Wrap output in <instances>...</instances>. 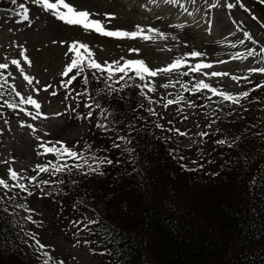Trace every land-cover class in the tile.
I'll list each match as a JSON object with an SVG mask.
<instances>
[{
	"label": "trees",
	"instance_id": "16d2710c",
	"mask_svg": "<svg viewBox=\"0 0 264 264\" xmlns=\"http://www.w3.org/2000/svg\"><path fill=\"white\" fill-rule=\"evenodd\" d=\"M20 3L25 0H18L17 4L12 0H0V17L19 16ZM26 6L29 10L33 7L29 2ZM261 9L264 10V6ZM0 72L7 77L3 70ZM75 73L76 70L72 75ZM85 74L89 77L87 91L91 95L74 100L72 97L76 92L84 90ZM97 76L101 77L99 81L92 77V70L85 68V73L68 89L76 91L67 99L63 87L62 98L74 111L67 114L61 132L65 136L88 124L78 140L66 145L82 151L86 157L93 154L108 156L113 163L101 168L103 175H82L75 169L70 174H60L56 179L65 183L44 186L46 195L32 187L34 194L25 202L33 210L36 224L24 219L27 213L15 208L13 202L0 204V264H42L43 257L38 259L36 251L29 247L32 241L26 232L37 234L39 241L48 246L54 261L63 260L67 264L51 249L48 236L40 230L41 220H46L50 231L69 242L85 245V239L92 241L91 245L85 246L98 264H264V88L253 90L257 84H264V79L247 81L238 95L229 93L218 83L212 84L236 96H241L244 91L250 93L247 98L241 96L239 105H233L222 102L219 97L210 101L207 96L211 93L207 92L194 97L184 92L181 84L164 89L149 77L156 91L149 92L147 88L144 91L153 101H159L150 104L136 87L143 81L135 78V73L129 72L133 79L126 78L119 84L108 81L112 88L106 86L100 73ZM179 79L190 86L200 80L193 76ZM125 82L130 86L124 87ZM0 91L4 93L0 97L1 129L6 125L5 120L9 122L19 113V109L13 111L3 102L21 105L12 96L8 78ZM177 95L203 105L194 109L195 119L198 130L209 135L200 137L196 148L179 149L174 144L172 132L167 131L170 123L162 116L166 100L161 97L174 99ZM93 98L100 103L101 109L107 108L111 112L104 122L112 125V121H116L112 127L119 129L117 135L131 133L130 145L122 144L121 149L111 147L112 131L105 134L96 127L97 121L102 119L99 116L101 109L85 106L84 101L93 103ZM184 105L187 104L167 108ZM148 108L155 109L158 115L152 116ZM89 111L93 112L91 120L78 118ZM209 123L212 124L210 128L207 127ZM157 124L163 125V129L157 128ZM220 139L228 141L231 147L217 144ZM124 148L133 151L130 154ZM180 156L185 159L181 161ZM49 159L55 160V157L38 155L37 164H45ZM193 160L203 163V167H199V163L193 164ZM181 164L194 170H185ZM25 174L37 173L29 170ZM253 178L258 182L256 185L251 184ZM38 179L51 177L45 173ZM23 197L21 193L15 203L21 202ZM99 202L103 211L98 209ZM5 207L7 212L3 210ZM90 209L97 212L96 218L109 226L115 241L107 245L109 254H98L104 249L102 243H97L100 236L85 232L74 235L77 229L71 221L81 218ZM39 211L45 213V219L39 217ZM93 227L97 232L101 231L98 225Z\"/></svg>",
	"mask_w": 264,
	"mask_h": 264
},
{
	"label": "rangeland",
	"instance_id": "374dc122",
	"mask_svg": "<svg viewBox=\"0 0 264 264\" xmlns=\"http://www.w3.org/2000/svg\"><path fill=\"white\" fill-rule=\"evenodd\" d=\"M28 2L33 6L29 11L30 24L19 16L0 17V63L9 64V68L3 71L7 75L12 96L20 102V97L15 94L16 91L24 97L31 95L41 105L40 111L43 115L32 120L24 112H19L1 128L3 136H0L2 142L0 145V177L5 179H7L9 167L26 175V172L37 165V153L42 151L38 147L41 141H63L66 144L78 140L88 128V124H83L65 136L61 132L67 122V114L70 112L68 103L62 98L63 87L61 85H64L67 79L62 76V72L73 55L69 53V56H65L72 42L88 45L94 53V58L101 64L105 61L109 63L120 61L123 64L121 57L143 59L146 65L153 70L166 67L176 57L198 50L206 53V57L201 59L212 63L213 67L202 70L200 73H192L190 76L203 79L211 85L218 83L229 93L237 95L238 92L243 91L247 81L243 79L235 81L231 78L232 76H247L249 80L256 79V81L264 79V74L248 71L252 67H264V64L257 63L261 59L260 56L250 57L247 60L232 59L235 53L246 52L248 48H255L258 52L264 48V10L261 9L263 6L257 0H241L243 7L235 6L231 9L224 5L233 0H210V3L220 5L213 8L211 12L207 11L208 5L204 3V0H197L195 5H192L189 0H182L192 15L183 12L177 5L165 4L163 0H157L156 3H151L150 0H66L77 10L90 12L92 19L101 20L107 30L135 31L137 26H140L144 29L156 28L168 35V39L165 40L153 33L145 32L146 35L154 37L148 41L140 37L137 39L104 37L95 31H86L78 25H67L56 19L51 12L33 4L31 0ZM50 2L55 3V0H50ZM105 14H110V16L106 18ZM209 20H211L210 32ZM177 24H182L184 27L182 29L171 27ZM172 36H176L177 39L172 40ZM241 40L244 41L243 45L239 43ZM232 42L237 44L236 48L230 47ZM25 49L26 55L32 62L31 67L20 55ZM129 49H139V53H130ZM12 59L21 61V66L24 68L23 73L11 65ZM221 60L227 63H219ZM190 62L194 64L198 61ZM213 71L230 75L211 78L203 75V72ZM25 76L33 79L31 85L24 79ZM150 78L156 84L161 85L169 80L175 81L178 76L174 72L160 73ZM48 85H51V88L44 91L43 89ZM13 86L15 91H12ZM53 91L57 94L52 95ZM20 105L21 108L35 114L36 110L31 105ZM162 108L164 111L162 116L171 121L170 128H178L188 133L187 136H180L172 131L174 144L179 149L198 147L200 131L195 119L194 109L196 108L190 110L187 105ZM45 116L47 119L44 118ZM184 116L188 118L185 120ZM21 123L32 124L36 131L33 132L26 126L21 127ZM9 128L11 131L8 130ZM37 137H40L39 141ZM97 205L99 211L104 210L100 202ZM39 212L41 213L39 217L43 216L45 219V213ZM85 215L89 218H96L97 212L90 209ZM40 222V230L48 236L46 238L49 239L51 249L58 253L67 264H98V260L87 246L67 241L58 233L50 231L46 220Z\"/></svg>",
	"mask_w": 264,
	"mask_h": 264
},
{
	"label": "snow or ice",
	"instance_id": "6c2138e0",
	"mask_svg": "<svg viewBox=\"0 0 264 264\" xmlns=\"http://www.w3.org/2000/svg\"><path fill=\"white\" fill-rule=\"evenodd\" d=\"M18 0H12L13 4H17ZM31 2L37 6H41L43 10L51 12L56 19L59 21H62L63 23L67 25H78L81 26L83 29L92 30L98 33L101 36L104 37H111V38H131V39H137L138 37L144 39L145 41L151 40L154 37L146 35L147 33H153L155 36H159L162 39L167 40L168 35L165 32L160 31L156 28H148L144 29L140 26H137V30L135 31H122V30H107L104 23L99 19H92V14L86 10H77L75 7H73L70 3H67L66 0H55V3L50 2V0H31ZM151 3H156L157 0H150ZM165 4L168 5H177L180 7L183 12L187 13L188 15H192V12L189 11L188 7L182 3V0H163ZM189 2L192 5H195L197 3V0H189ZM257 2L264 6V0H257ZM28 3V0H25V3L19 4V11L18 15L22 18L23 21L31 23L30 15H29V8L26 6ZM204 3L208 5V12H211L213 8H216L220 5L216 3H210V0H204ZM228 9H231L235 6H241L243 7V4L241 0H233V2H228L226 5H224ZM246 11H250V9H246ZM99 15V14H97ZM110 14H105V17L108 18ZM114 18V17H112ZM255 18V17H254ZM157 19H160V17H157ZM173 28H179L182 29L184 25L177 24V25H171ZM208 27L209 32L211 30V20L208 21ZM172 40H176V36L171 37ZM241 45L244 44V41L241 40L239 42ZM187 47V45H185ZM230 47L236 48L237 44L235 42L230 43ZM168 51H171V49H168ZM129 52H135L139 53V49H129ZM69 53L73 54L70 57V62L65 66L64 71L62 72L63 77H67L64 85H61V87H65L66 90V96L65 99L72 96V92H75L76 90L73 88L70 91L68 90L73 82L77 80V78L82 74L85 73V68L92 70V77L99 81L101 77L97 76V73H100L101 76L104 78V82L108 88H112V85L108 83V81H113L116 84H119L121 81H126L133 79L132 76H129V72L135 73V78H138L140 81H143V84H137L136 87L140 89V95L148 99V102L150 104L152 103H158L159 101H153L150 97L147 96L144 89L147 88L149 92H155V86L154 84L148 79L149 77H156L160 73L164 74H171V73H177L178 78L175 81L169 80L167 83H163L160 85V87L164 89H168L170 87H175L176 84H181L184 92L190 93L192 96L197 95H203L205 92L211 93L210 96H207L208 100H212L213 97H219L222 102H229L233 105H239L241 96L243 98L249 97L250 93L248 91H244L241 96H236L229 94L225 91H222L211 84L205 82V80H195L194 83L189 85L188 82H182L179 77H186L190 76L192 73H200L202 70L210 69L213 67V64L210 62H205V60L201 59L202 57H206V53H203L198 50H193L181 57H176L175 60L168 64L166 67H160L157 69H151L149 66L146 65L145 61L143 59H124L121 57V60H123V64L120 63V61H113L109 63L108 61H105L104 64H101L97 62V60L94 58V53L89 49L88 45L80 42H72L66 52L65 56H69ZM20 55L24 58V60L27 62L28 66L31 67V60L26 55V49L20 53ZM256 56H260L261 59L257 61L258 64H264V48H262L259 52L255 48H248L246 52H237L232 56L233 60H247L248 58H255ZM197 60L196 63H191L190 61ZM219 63H227V61H219ZM11 65H14L16 69H18L21 73L24 72V68L21 66V61L19 59H12ZM9 68L8 63H0V70H7ZM183 69H187V71H183ZM76 70L75 75L69 76L70 73H73V71ZM248 71L250 73H259L264 74V67H252L249 68ZM122 73L123 75H119ZM106 74V76L104 75ZM203 75L205 77L211 78V77H223L230 75L229 73L225 72H203ZM118 76V78H116ZM235 81H239L241 79L249 81V77H237L232 76L231 77ZM25 80H27L28 84L33 83V79L25 76ZM7 83V77L4 76L3 72H0V89L4 88V85ZM39 83V81H37ZM89 84V77L87 74L83 75V85L84 90L76 92V96L72 97V99H76L77 97H84V96H90L91 94L87 91V86ZM126 82L124 84V87H128ZM48 88H51V85H48L43 90L47 91ZM264 88V84H257L253 90ZM12 91H15L14 86L12 87ZM112 91L116 92L119 91V89H112ZM16 96L20 97V104H26L31 105L35 108L36 112L33 114L30 111H26L25 108L19 107V104L12 103L8 101H4L3 103L7 106V108L12 109L13 111L19 109V112H24L25 115L28 117H31L32 120H36L39 116H42L43 113H41V105L37 102L36 99H34L31 95L24 97L20 94V92H15ZM52 95H56L57 93L53 91L51 93ZM4 93L0 91V97H2ZM162 100H166L165 107L172 106V105H178L180 103H185L189 108H197L203 105H198L196 101L193 100H186L183 95H177L174 99H167L165 96L161 97ZM85 106L89 109H101V105L98 101H96L93 98V103H88L87 101H84ZM141 108H143V105H140ZM69 110L74 111L72 109L71 105H68ZM147 111L152 115L156 116L158 113L153 108H148ZM182 111V109H181ZM2 115V113H0ZM59 115V114H57ZM93 116V112L89 111L86 116H79L78 118L88 119L91 120ZM99 116L102 117V119L98 120L96 123V127L101 129L105 134H107L109 131H112L113 133V141H112V148L115 149H121L122 144L124 145H130L132 143L130 139L131 133L125 135H117L116 133L119 132V129H114L112 125L117 123L116 121H112V125L105 123L104 121H107L108 118L111 116V112L107 108L101 109ZM47 119V117H44ZM188 117L184 116V119L186 120ZM215 121H213L214 123ZM5 124L8 123L7 120L4 121ZM171 123V121H169ZM21 127H28L33 132L36 131L34 126L32 124H23L21 123ZM212 124L209 123L207 127H211ZM157 128L163 129V125L157 124ZM11 131V129H8ZM167 131L177 132L180 136H187L188 133L185 131H180L178 128H169ZM3 134V129H0V135ZM209 135L208 132H200L199 136L201 138L207 137ZM37 140H40V137H37ZM219 145H225L227 144L229 147H231V144L226 141L225 139H220L216 141ZM51 145V146H49ZM39 148L42 149V151H38V155L41 156H47L52 155L55 157V160L49 159L47 163L45 164H37L32 171L37 173V175H23L21 172H18L17 170L9 167L8 169V175L7 179L0 177V191H2V195H0V204H5L6 201H11L14 203V207L18 209H22L27 215L24 217L28 222L36 224L37 222L33 219V210L28 207L26 204V198L29 196H32L34 193L31 191V187H36L40 189V192L42 195H46L47 193L44 192V186H54V185H63L65 183L62 179H56V177L63 173H72L73 169L81 171L82 175H88V174H100L103 175V172L101 171V168L107 164L111 165L113 163V160L108 156H96L92 155L91 157H86L82 151L74 150L73 148L68 147L66 144H64L63 141H49V142H43L41 141L38 145ZM126 152L133 151L132 149L124 148L123 149ZM107 151V149H105ZM179 159L183 161L185 157L180 156ZM69 161H72L70 164ZM118 162V161H117ZM4 163H8L7 161H4ZM193 164L199 163L196 160L192 161ZM211 163V161H209ZM181 167L185 170L192 171L194 169L188 168L186 164H181ZM199 167H203V163H199ZM47 173L51 179H38L40 174ZM11 181V183H9ZM75 183V181H73ZM258 182L253 178L251 181L252 185H256ZM18 190V191H16ZM12 193V195H8L9 193ZM23 193L24 197L21 199V202L15 203L17 200V197L20 196V194ZM77 205L73 204V209L76 210ZM5 212L8 211V208L5 207L3 209ZM71 224L74 228L77 229V232L74 233V235L79 234L80 232H85L89 235L96 234L101 237L100 241H97L98 244L102 243L104 245L103 251L99 252V255H106L109 254V250L107 245L115 243L114 239L111 237V232L109 231V226L103 224L98 218H89L87 215L81 216V218L72 220ZM98 225L101 231L97 232L93 226ZM82 226V227H81ZM25 235L32 241L31 244H29V247H32L36 253L37 258L43 257L42 264H64L63 260L54 261L53 257L51 256V253L47 250L46 245L42 244L39 239L37 238V234L33 232H26ZM107 237V239H105ZM85 245H91L93 242L90 240L85 239L84 241ZM27 243V241H25ZM92 251L95 253V249H92Z\"/></svg>",
	"mask_w": 264,
	"mask_h": 264
}]
</instances>
